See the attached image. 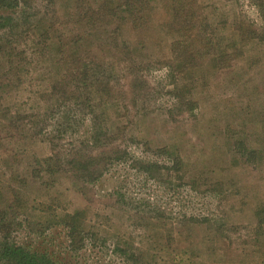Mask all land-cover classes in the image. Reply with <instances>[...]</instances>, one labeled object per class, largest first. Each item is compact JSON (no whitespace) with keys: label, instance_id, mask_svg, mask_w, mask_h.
<instances>
[{"label":"rangeland","instance_id":"374dc122","mask_svg":"<svg viewBox=\"0 0 264 264\" xmlns=\"http://www.w3.org/2000/svg\"><path fill=\"white\" fill-rule=\"evenodd\" d=\"M197 1L222 47L235 22L264 24L259 0ZM151 3L164 25L123 34L129 49L100 54L97 132L90 107H78L89 118L68 128L52 114L56 99H44L57 80L51 45L73 35L60 25L63 0L32 5L30 36L42 57L27 40L6 71L0 52V220L18 196L22 207L7 215L13 241L57 264H264V43L220 71L184 79L168 57L164 0ZM4 80L15 83L4 91ZM72 99L58 94L59 103ZM53 157L62 167L50 174L42 161ZM79 210L87 211L86 239L68 246L54 220ZM47 219L56 227L38 224Z\"/></svg>","mask_w":264,"mask_h":264},{"label":"trees","instance_id":"16d2710c","mask_svg":"<svg viewBox=\"0 0 264 264\" xmlns=\"http://www.w3.org/2000/svg\"><path fill=\"white\" fill-rule=\"evenodd\" d=\"M56 1L43 0L50 7H54ZM64 2L67 14L60 25L70 27V36H73L70 40H65L64 44L59 41L51 45L57 52L54 58H50V63L56 62L54 74L57 80L52 86L53 92L48 93V90H45L43 97L44 99L48 97L49 101L56 99L57 105L55 108L54 105L52 106V114L57 116L55 119L58 123L68 128L75 127V124L80 125V122L83 123L89 118V116L81 118L78 107L86 106L87 109L90 107L93 109L91 113L95 118L92 121L93 127L97 132L100 131V121L96 108L101 97L98 91H103L104 87L101 83L104 74L100 69V67L103 69L100 54H108L115 47L118 51L124 48L129 49L132 42L124 40L123 34L133 35L144 31L150 34L156 30L157 25L162 27L164 24L162 25V22L156 24L153 19L154 12L152 11L155 10V6L151 2L154 0H63ZM34 3L36 0H0V10L11 12V15L7 14L0 18V30H4L3 36L0 37V52L4 50L2 53L4 63L10 65V69L6 71H13L17 68V59L22 55L18 49L27 40L33 47L38 45L39 50L35 52L36 55L42 57L44 53L40 44L33 40L35 32L30 36L33 30L30 28L34 26L30 22L33 15L29 10ZM197 3V0H164L163 3L166 16L170 19H167L165 23L166 35L171 38L168 57H173L171 59L173 63H176L184 79L195 80L197 77H202L204 70L220 71L224 68V64L229 63L230 65L233 63L231 61H235L240 56L243 58L246 54L244 50L246 47L264 43V24L259 27L245 22L242 26V22H235L230 32L229 44L222 47L220 42L216 41L215 34L209 32L208 23L200 15L199 6L196 7ZM254 5L261 12L264 21V0H259ZM27 10L28 15H26ZM28 28L29 32H27ZM54 28L55 26H49L46 33L51 34ZM2 42L4 45H1ZM144 44V42L143 45L139 42L138 46H144ZM174 65L171 66L172 74L176 72ZM14 83V81L8 83L4 80V91L12 88ZM95 83H97L96 86ZM106 87L110 89L111 85H106ZM58 94H69L73 99L59 103ZM53 158L42 161L50 174L53 171L56 173L59 169L61 171L62 167L59 159ZM17 197H14L13 203L7 204L4 220H0V264H57L51 258L49 259L47 254L32 252L13 241L16 222L8 221L7 215L8 212H10L9 216L11 215V209H14L15 203L16 207H22L21 199ZM86 214V210H79L74 214L59 216L54 220L58 223L57 227L63 225L62 229L65 231L68 246L69 244L77 245L82 239H86L88 227L85 226L86 221L82 220ZM257 217L260 221L259 228L263 230V209L258 210ZM42 221L38 224L48 230L56 227L53 226L55 222L49 219L45 223ZM89 234L91 235L90 232ZM119 251L116 250L114 253H119ZM130 255L129 260L131 261L134 253Z\"/></svg>","mask_w":264,"mask_h":264}]
</instances>
